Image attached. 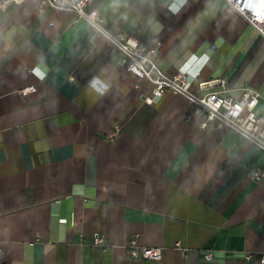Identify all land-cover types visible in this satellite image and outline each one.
<instances>
[{"label":"crops","instance_id":"0c3cea01","mask_svg":"<svg viewBox=\"0 0 264 264\" xmlns=\"http://www.w3.org/2000/svg\"><path fill=\"white\" fill-rule=\"evenodd\" d=\"M93 6L107 28L161 43L160 65L187 72L193 93L217 78L264 89V36L227 0ZM122 58L72 10L27 0L0 13V264H263L264 178L248 173L264 149L204 127L185 94L146 102L153 84ZM132 237L163 258L131 259Z\"/></svg>","mask_w":264,"mask_h":264},{"label":"built area","instance_id":"2783aa9c","mask_svg":"<svg viewBox=\"0 0 264 264\" xmlns=\"http://www.w3.org/2000/svg\"><path fill=\"white\" fill-rule=\"evenodd\" d=\"M27 0H0V13L12 4H20ZM232 8L244 16L247 21L264 36V0H227ZM94 0H39L41 9L47 7L68 9L76 13L77 18L86 20L94 33H103L122 53L121 67L134 73L140 80H148L153 84L152 92L145 96L148 103L158 102L166 93L185 94L193 103V113L203 117L202 125L212 123L217 129L230 127L247 137L264 149V89L251 85L230 88L224 78H217L199 83L204 93H193L189 85L188 73L180 71L167 73L159 63L161 43L151 45L141 41L136 35L124 31H115L105 26L104 13L93 6ZM219 85V88H212ZM211 88V89H210ZM34 85L24 89L23 93L34 91ZM115 127L110 135L111 140L120 131ZM254 180L264 178V168L254 167L249 173ZM94 243L106 248L108 246L103 234H96ZM174 248L184 253L187 248L177 241ZM131 259L159 261L164 256L162 245H142L137 237H132L126 244ZM206 262H213L218 256L215 249L202 252ZM246 259H254L248 253ZM264 264V254L260 258Z\"/></svg>","mask_w":264,"mask_h":264},{"label":"snow or ice","instance_id":"6c2138e0","mask_svg":"<svg viewBox=\"0 0 264 264\" xmlns=\"http://www.w3.org/2000/svg\"><path fill=\"white\" fill-rule=\"evenodd\" d=\"M204 59H206V58H204Z\"/></svg>","mask_w":264,"mask_h":264}]
</instances>
